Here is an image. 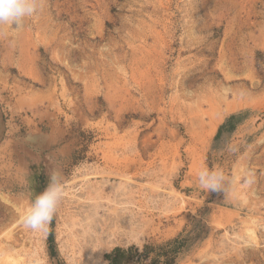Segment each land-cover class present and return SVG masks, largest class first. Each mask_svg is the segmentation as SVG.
<instances>
[{"label": "rangeland", "instance_id": "374dc122", "mask_svg": "<svg viewBox=\"0 0 264 264\" xmlns=\"http://www.w3.org/2000/svg\"><path fill=\"white\" fill-rule=\"evenodd\" d=\"M0 111V257L85 264L69 226L130 186L156 224L100 264L179 235L177 264H264V0H41L0 25ZM203 168L231 190L200 189ZM53 173L64 197L32 232Z\"/></svg>", "mask_w": 264, "mask_h": 264}, {"label": "bare ground", "instance_id": "6f19581e", "mask_svg": "<svg viewBox=\"0 0 264 264\" xmlns=\"http://www.w3.org/2000/svg\"><path fill=\"white\" fill-rule=\"evenodd\" d=\"M217 123L215 120L212 125L210 124L211 133L214 132ZM129 187L127 191H123L116 197L114 209H105L99 214L100 207L97 206L95 209L92 208L88 215L87 213L84 215L81 223L79 220L73 221L69 226L72 235L80 232L81 241L77 249L85 264H100L101 252L116 245L137 241L146 233L148 227L154 224V215L143 211L140 203L134 197L135 191ZM1 256L0 264L18 263V261L10 259L9 256H3V254Z\"/></svg>", "mask_w": 264, "mask_h": 264}, {"label": "clouds", "instance_id": "9594fccd", "mask_svg": "<svg viewBox=\"0 0 264 264\" xmlns=\"http://www.w3.org/2000/svg\"><path fill=\"white\" fill-rule=\"evenodd\" d=\"M41 8V0H0V25L20 28L26 18L35 15ZM200 189L205 192L224 193L231 190V181L220 170L201 169L196 177ZM64 197V187L53 173L48 187L35 196L26 211L22 224L32 231L47 233Z\"/></svg>", "mask_w": 264, "mask_h": 264}, {"label": "trees", "instance_id": "16d2710c", "mask_svg": "<svg viewBox=\"0 0 264 264\" xmlns=\"http://www.w3.org/2000/svg\"><path fill=\"white\" fill-rule=\"evenodd\" d=\"M187 241L179 235L160 245L145 244L141 249L134 246L114 248L105 255V259L109 264H177Z\"/></svg>", "mask_w": 264, "mask_h": 264}, {"label": "crops", "instance_id": "0c3cea01", "mask_svg": "<svg viewBox=\"0 0 264 264\" xmlns=\"http://www.w3.org/2000/svg\"><path fill=\"white\" fill-rule=\"evenodd\" d=\"M8 125L3 121L0 111V166H3L4 159L8 155L7 144L10 140L8 138L9 131L7 130Z\"/></svg>", "mask_w": 264, "mask_h": 264}]
</instances>
